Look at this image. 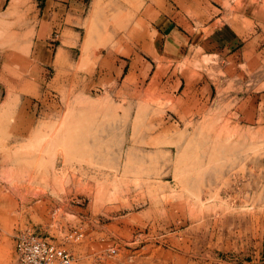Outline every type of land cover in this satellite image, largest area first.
I'll return each instance as SVG.
<instances>
[{
  "label": "rangeland",
  "instance_id": "obj_1",
  "mask_svg": "<svg viewBox=\"0 0 264 264\" xmlns=\"http://www.w3.org/2000/svg\"><path fill=\"white\" fill-rule=\"evenodd\" d=\"M227 23L264 50V0H0V264L26 230L75 264H264V52L193 41Z\"/></svg>",
  "mask_w": 264,
  "mask_h": 264
},
{
  "label": "crops",
  "instance_id": "obj_2",
  "mask_svg": "<svg viewBox=\"0 0 264 264\" xmlns=\"http://www.w3.org/2000/svg\"><path fill=\"white\" fill-rule=\"evenodd\" d=\"M169 26L171 25L166 24L167 35H165V37L167 36L169 43L174 48V52H176L184 42L182 44L179 43L182 36L176 32L175 27L173 29L172 27L169 28ZM199 37L202 39L199 40ZM193 38V41H197L200 46L206 49L210 50V48H216L213 51L210 50L211 52H209V54H217L216 52L223 53V51H226L230 54L228 58H234L236 56L238 59L237 66H248V69L254 73V76L260 68L264 50L252 44L253 41L257 40V37L249 36V34H245V31L241 34L229 23L223 24L212 34L204 33L202 35L200 31H197L193 34ZM214 38H216V40H214ZM170 39H173V44ZM237 47H239V49L236 50ZM234 49L235 51H233Z\"/></svg>",
  "mask_w": 264,
  "mask_h": 264
},
{
  "label": "built area",
  "instance_id": "obj_3",
  "mask_svg": "<svg viewBox=\"0 0 264 264\" xmlns=\"http://www.w3.org/2000/svg\"><path fill=\"white\" fill-rule=\"evenodd\" d=\"M71 238L80 240L83 233L76 230ZM112 254L116 251L111 250ZM17 259L15 264H75L73 255L50 242L47 238L26 230L19 234L16 243ZM94 264V263H90Z\"/></svg>",
  "mask_w": 264,
  "mask_h": 264
}]
</instances>
